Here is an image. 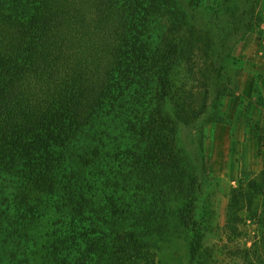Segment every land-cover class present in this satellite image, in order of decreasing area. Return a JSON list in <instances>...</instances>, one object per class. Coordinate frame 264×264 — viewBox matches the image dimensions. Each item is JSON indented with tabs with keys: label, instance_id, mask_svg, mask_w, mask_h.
<instances>
[{
	"label": "trees",
	"instance_id": "16d2710c",
	"mask_svg": "<svg viewBox=\"0 0 264 264\" xmlns=\"http://www.w3.org/2000/svg\"><path fill=\"white\" fill-rule=\"evenodd\" d=\"M205 2L0 0V224L23 227L17 238H29L45 213L36 232L40 264L46 254L52 264H105L113 247L129 264L130 253L148 251L151 233L167 231L173 219L188 236L192 264H207L208 225L195 213L197 191L176 150L175 118L187 124L206 113L208 89L197 110L178 75L185 69L192 78L194 52L203 71L216 68L210 58L223 59L218 50L241 29L236 44L261 35L264 0L259 12L252 1L249 15L238 13L242 0ZM201 9L216 29L197 22ZM255 96L264 109L259 85ZM170 100L176 114L164 108ZM260 112L249 124L262 164L229 198L226 234L234 238L243 235L246 205L254 212V203H264ZM254 240L242 264H264V238ZM26 253L22 262L32 264Z\"/></svg>",
	"mask_w": 264,
	"mask_h": 264
},
{
	"label": "rangeland",
	"instance_id": "374dc122",
	"mask_svg": "<svg viewBox=\"0 0 264 264\" xmlns=\"http://www.w3.org/2000/svg\"><path fill=\"white\" fill-rule=\"evenodd\" d=\"M217 1L206 0L205 4L212 6ZM242 1L238 8L240 14H251L254 9L252 1L259 6L255 8L256 12L263 9V0L247 1L249 7L245 4L246 0ZM204 11L206 10L198 11L197 22L205 29H216L218 26L213 16ZM261 30V35L257 32L248 33L238 44L236 40L242 36L244 30L231 34L224 48H217V53L223 59H217L216 54L210 58L208 64H215L216 68H210L209 72L203 71L204 59L201 52H194L190 61L195 68L192 78H188L185 69L178 75V85L187 84L188 92L184 93H187L186 101L197 110L205 89H208L206 113L187 124L175 118L176 150L182 157L183 166L192 176V190L197 191L195 213L199 222L204 221L208 225L202 252L207 264H242L241 256L254 245L256 235L264 238V216L260 217V221L259 217H255L257 211L264 215V203H254L251 206L254 212L246 205L243 214L246 220L240 238L226 234L231 191L239 186L240 181L245 184L251 175L258 172L262 164V159L258 157L256 136L249 124L256 122L260 110L264 112L256 104L255 96L256 85L262 91L264 88V77L259 78L264 76V62L258 60L264 50V24ZM228 54H231L230 58H226ZM171 101H165L164 108L176 114V110H179L177 102ZM250 101L254 106L249 105ZM186 108L188 110L187 105ZM183 203L179 200L177 206H182ZM45 216V213L40 215L36 221L37 228L29 238L24 239L17 238L18 234L24 232L23 227L13 228L12 225L9 228L0 224V261L5 264H25L22 256L27 252L26 258L32 264H40L45 254L41 253L43 242L36 236V232L44 226ZM59 230L60 228L53 229L52 233L59 235ZM258 230L263 233H258ZM99 234L100 232L94 235ZM149 244L148 251L130 253L129 264H192L188 236L174 219L167 231L151 233ZM46 256L47 262L44 264H52L49 262L50 257L47 254ZM105 264H121L115 247L110 248Z\"/></svg>",
	"mask_w": 264,
	"mask_h": 264
},
{
	"label": "crops",
	"instance_id": "0c3cea01",
	"mask_svg": "<svg viewBox=\"0 0 264 264\" xmlns=\"http://www.w3.org/2000/svg\"><path fill=\"white\" fill-rule=\"evenodd\" d=\"M258 60L264 62V50L260 53ZM263 96H264V88H263Z\"/></svg>",
	"mask_w": 264,
	"mask_h": 264
}]
</instances>
